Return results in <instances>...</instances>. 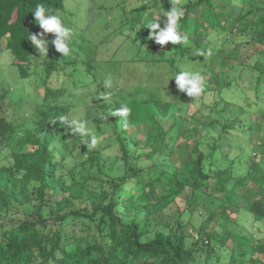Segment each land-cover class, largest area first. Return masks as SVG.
<instances>
[{
	"label": "trees",
	"instance_id": "1",
	"mask_svg": "<svg viewBox=\"0 0 264 264\" xmlns=\"http://www.w3.org/2000/svg\"><path fill=\"white\" fill-rule=\"evenodd\" d=\"M40 3L71 27L68 0H0V38L6 41L12 63L23 77L39 76L44 91L36 123L21 140L26 149L13 152L12 162L0 165V264H223L224 248L232 251L224 264H264V236L255 239L252 232H239L231 218L235 210L246 209L264 223L262 166L239 177H234L232 167L215 168L211 159L216 143L204 151L199 139L202 129L214 121L186 130L187 114L172 116L171 103L156 96L101 101L97 134L75 137L82 155L80 172L71 177L60 172L57 153L68 150V132L59 118L71 120V106L59 102L66 88L50 82L54 74L68 78L82 67H95L91 60L62 57L51 44L48 56L40 59L28 40L41 31L32 13ZM172 3L142 0L123 6L122 23L135 31L133 42L147 58L142 64L187 59L193 47L198 52L201 43L210 41L214 31L222 45L217 46L213 66L238 73L230 78V90L242 86L247 98L263 100L264 0H180L184 16L179 31L187 34L188 43L161 46L149 39L150 30L143 26L171 10ZM224 45H230V51ZM5 98L6 93H0V142L11 140L16 131L3 114ZM121 106L129 107L130 114L112 116ZM239 117L227 120L221 133L244 126ZM107 127L115 130V156L91 144V138L97 139ZM253 183L259 186L255 195ZM180 198L186 201L184 209L164 220V213ZM195 211L197 223L191 221ZM237 247L242 254L233 255Z\"/></svg>",
	"mask_w": 264,
	"mask_h": 264
},
{
	"label": "rangeland",
	"instance_id": "2",
	"mask_svg": "<svg viewBox=\"0 0 264 264\" xmlns=\"http://www.w3.org/2000/svg\"><path fill=\"white\" fill-rule=\"evenodd\" d=\"M137 2L138 0H127L124 5L132 7L139 3ZM118 3L119 0H68L69 9L72 11L71 27H69L73 33L71 56L78 57L77 61L91 60L95 67L91 71H86L82 67L76 75L68 78L62 74H54L55 76L51 79L50 83L66 88L65 96L59 102L71 106V120L85 121L90 132L97 134L96 119L100 116L98 104L103 101L100 98L102 95L111 93L106 101H128L156 96L171 103L172 116L180 113L187 114L186 130H190L197 122H203L200 123L201 125L198 124L201 127L204 123L209 124L210 121H214L209 124V127L202 129L201 149L206 151L210 143H216V150L211 159L215 168L232 167L237 173L243 171L246 173L250 169L246 161H250L253 154H258V156L253 155V158L261 160L263 164L260 165L264 168V156L260 153V148L252 146L264 142L262 111L264 99L258 101L252 95V100L255 101L248 114L250 107L248 104L251 103L247 98L248 90L242 92L241 90H244L242 86L237 90H230V78H235L238 73L230 74V67L225 69L213 66L218 59L217 46L222 45L221 42L218 43V38L213 36L214 31H211L212 35L208 37L210 41L201 43L198 52L196 47H193L187 59L177 61L175 64L147 66L142 64L147 58L144 57L139 44L133 42L135 31H132L129 25L122 23L124 5ZM5 43V39L0 38V93H6V98L3 100V114L7 120L15 124L16 131L11 140L0 142V165L12 162L13 152L26 149L21 140L25 131L34 127L36 111L44 100L40 77L35 75L23 77L12 63V54ZM224 47L230 51V45H224ZM246 48L248 47H243V49ZM209 51L211 55H207ZM201 52L205 54L201 55ZM182 70L199 71L204 76L206 86L201 96L188 97L177 90L175 79L171 80V78ZM216 75L218 80H214ZM106 78H111L113 82V87L110 89L103 88L102 82ZM244 80L252 84L251 80V82L247 78ZM253 93L255 95V92ZM230 102L239 104L235 109L236 115L230 114L232 113ZM237 116H240L237 121L240 122L243 119L250 129L242 128L238 132L232 128L229 132L222 134V125ZM246 118L249 120L246 121ZM238 122L237 125H240ZM104 130L96 139L97 145H102L106 156H115L118 153L115 130H109L108 127ZM76 135L67 133L68 150L65 155L57 153L61 161L60 172L67 177L77 176L80 172L79 163L82 155L76 147ZM139 139L141 140V135ZM159 145L160 139L154 143V147L157 148ZM182 153L186 160L188 150L185 149ZM185 205L184 198L178 199L174 206L164 213L163 219H172L178 214V209H184ZM198 210L201 211L204 208L200 207ZM196 211L191 218V221L195 223L198 222ZM231 218L235 220L239 232H252L251 236L255 239L264 236V223L259 224L260 221H256L248 210L242 209L241 212L235 210L231 213ZM241 252L240 247H237L233 255H240ZM221 253L223 264L227 263L232 251L224 248Z\"/></svg>",
	"mask_w": 264,
	"mask_h": 264
},
{
	"label": "clouds",
	"instance_id": "3",
	"mask_svg": "<svg viewBox=\"0 0 264 264\" xmlns=\"http://www.w3.org/2000/svg\"><path fill=\"white\" fill-rule=\"evenodd\" d=\"M35 23L39 26L41 31L30 34L28 40L34 46L38 52L39 57L48 56L49 45L59 52L62 57H70L72 55V29L67 27L59 15L50 14L49 10L40 3L37 4L35 10L32 12ZM184 16V10L180 6V0H173L171 10L165 12L159 18L148 22L144 25V28L150 30L149 39L154 40L156 44L161 46L171 42L173 45H186L188 43L187 34H181L179 31L180 21ZM161 17H166L163 21H160ZM159 21V22H158ZM161 22L164 27H161ZM48 34H53L54 38L49 40ZM204 55L205 53H200ZM211 55V51L207 53ZM175 79L177 90L180 93H185L188 97H199L205 91V78L199 71L182 70L173 75L172 79ZM104 89H110L113 87L111 78H106L102 82ZM111 93L102 95L100 98L106 101ZM131 112V109L127 106H121L119 109L113 111L112 116L119 115L124 118ZM60 122L65 123V130L72 135L77 133L81 136L89 135L91 132L88 129L86 122L82 120L72 119L68 120L66 116H61ZM107 119V117H106ZM97 143L96 138H91V144L94 146Z\"/></svg>",
	"mask_w": 264,
	"mask_h": 264
},
{
	"label": "crops",
	"instance_id": "4",
	"mask_svg": "<svg viewBox=\"0 0 264 264\" xmlns=\"http://www.w3.org/2000/svg\"><path fill=\"white\" fill-rule=\"evenodd\" d=\"M252 98V97H251ZM251 98H248V100H250ZM251 101V103L250 104H248L250 107L248 108V114H250V110L252 109V105H253V102L254 101H252V100H250ZM230 104L232 105V113L230 112V114H233V115H236V113H235V109L237 108V106H238V104H235V103H231L230 102ZM233 106L235 107V108H233ZM247 119V118H246ZM249 119H247L246 121H248ZM198 123V122H197ZM247 123H245L244 124V127H239V129L238 128H234L233 130H236V131H238V132H240V130L242 129V128H249V126H247L246 125ZM250 129V128H249ZM202 134V133H201ZM200 140H201V135H200V138H199ZM264 139V138H263ZM253 147H255V148H257V147H259L260 148V153L264 156V142L263 143H256L255 144V146L254 145H252ZM257 146V147H256ZM257 150V149H256ZM254 153V152H253ZM253 155H257L258 156V154H253ZM253 155H252V157L250 158V161H246V164H248V167L249 168H252V169H261V165L260 164H263V162H261V160H257V159H254L253 158ZM258 158V157H257ZM254 164H256V165H254ZM242 165H244V163H242ZM262 170H263V172H261V174L262 175H264V168L262 167ZM249 171V170H248ZM235 172V171H234ZM248 172H239V173H237V172H235V175H234V177H239V176H244V175H246ZM250 186H255L252 190H255L257 187H259V186H257L256 184H251ZM257 192H256V190L252 193V191H251V194H253V195H255Z\"/></svg>",
	"mask_w": 264,
	"mask_h": 264
}]
</instances>
